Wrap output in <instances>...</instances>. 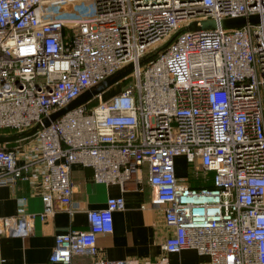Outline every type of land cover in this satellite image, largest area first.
<instances>
[{"label": "built area", "instance_id": "built-area-1", "mask_svg": "<svg viewBox=\"0 0 264 264\" xmlns=\"http://www.w3.org/2000/svg\"><path fill=\"white\" fill-rule=\"evenodd\" d=\"M251 16L258 22L218 26ZM263 17L264 0H0V132H26L124 73L116 95H94L29 136L22 164L0 149V186L36 185L43 221L55 201L76 211L72 165L120 187L139 185L145 165L151 201L172 230L164 256L94 264H168L165 255L183 250L208 264H264ZM202 21L216 27L192 29ZM177 156L197 164L202 181L210 174V186L177 179ZM123 206L108 199L86 213L85 231L54 236L48 264L94 257L96 236L111 232ZM32 219L0 217V233L24 238Z\"/></svg>", "mask_w": 264, "mask_h": 264}, {"label": "crops", "instance_id": "crops-1", "mask_svg": "<svg viewBox=\"0 0 264 264\" xmlns=\"http://www.w3.org/2000/svg\"><path fill=\"white\" fill-rule=\"evenodd\" d=\"M22 133V132H21ZM21 133H1V136H14ZM29 138H17L1 148L17 153L18 163L27 160ZM179 160L186 165L182 156L173 159L174 176L182 179L190 187H209L210 174L202 181L198 175L197 164L191 167L193 182L188 181L186 171L179 166ZM188 165V164H187ZM141 183H127L123 187L115 184H96L91 180V170L72 165L69 178L72 187L71 200L77 206L69 216L63 205L53 203L54 212L43 221L39 219L42 203L39 188L24 181H18L12 187L0 186V217L15 218L22 214H31V233L24 237H8L0 233V264H48L53 248L54 236L70 230L87 229L86 213L103 209L108 199H121L123 209L112 213V230L109 234H99L95 239L96 255L74 256L70 264H94L96 260L114 262L135 259L155 263L164 256L161 245L171 235V228L165 226L163 207L152 203V192L146 182V166L139 170ZM200 182H197V178ZM168 264H208L206 257L198 256L192 250H183L178 254L165 255Z\"/></svg>", "mask_w": 264, "mask_h": 264}, {"label": "water", "instance_id": "water-1", "mask_svg": "<svg viewBox=\"0 0 264 264\" xmlns=\"http://www.w3.org/2000/svg\"><path fill=\"white\" fill-rule=\"evenodd\" d=\"M264 21V17H263ZM258 22V18L256 16L248 17L247 19L244 18H234V19H226L222 20L218 23V26L222 29H238L243 27L245 24H255ZM216 27V23L213 21H202L200 22L199 26H196L195 24H192L193 30H204V29H214ZM124 73H117L111 78L105 80L104 82L100 83L97 87L91 89L90 91H87L81 95H79L77 98H75L73 101L68 103L65 107L55 111L52 113L49 117L44 118L40 121L39 125L34 126L30 130L26 132H22L19 135L14 136H1L0 135V144L7 143L9 141H13L17 138H25L33 135L35 131L40 127H46L50 122L55 121L71 109H73L76 106H79L83 104L85 101L90 99L94 95H98L101 92H103L107 87L112 85L120 76H122Z\"/></svg>", "mask_w": 264, "mask_h": 264}, {"label": "rangeland", "instance_id": "rangeland-1", "mask_svg": "<svg viewBox=\"0 0 264 264\" xmlns=\"http://www.w3.org/2000/svg\"><path fill=\"white\" fill-rule=\"evenodd\" d=\"M182 29L183 28L178 29V31H180ZM171 38H172V36H170L169 38L163 40L160 44H157V45L153 46L151 48V50L147 52V55L148 56H152V55L155 54L154 53L155 51L163 49L167 45V43L170 41ZM119 88H120V86H118L117 84L110 85L106 90L101 92V94H100L101 95V99L104 100V101L108 100L109 98H111L112 96L117 94ZM94 104H95V102H92L91 105H94ZM7 132H9V131H2V132H0V135H1V133H7ZM0 149L6 150V149L1 148V147H0ZM179 166H180V168L182 170H184L183 167L186 166L187 169H185L184 171H186V175L188 177V181L189 182H191V181L193 182V178L195 176L193 177L194 174L191 173V170H190L191 169V167H190L191 165H187V164L185 165L182 160H179ZM195 179L197 180L198 177L195 178ZM197 182H200V181L197 180Z\"/></svg>", "mask_w": 264, "mask_h": 264}]
</instances>
